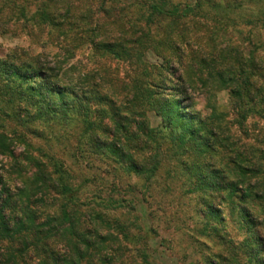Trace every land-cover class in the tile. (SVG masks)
I'll list each match as a JSON object with an SVG mask.
<instances>
[{
  "label": "trees",
  "instance_id": "16d2710c",
  "mask_svg": "<svg viewBox=\"0 0 264 264\" xmlns=\"http://www.w3.org/2000/svg\"><path fill=\"white\" fill-rule=\"evenodd\" d=\"M60 4L31 15L22 9L20 17L26 28L48 36L55 28L63 61L90 46L96 66L71 79L40 58L27 62L16 52L0 57V114L8 119L0 122V156L12 159L13 173L22 179L15 186L0 168V264H155L148 231L137 247L139 236L128 224L84 206L79 188L66 182L68 168L53 158L50 170L27 140L53 133L61 142L72 132V155L92 167L94 161L105 164L99 169L108 174L134 173L148 181L170 152L168 175L179 169L182 193L195 196V212L205 218L202 237L217 241L215 251L204 255L205 264H264V58L229 45L227 32L225 46L216 42L227 23L206 12L215 0H144L145 23L121 19L108 31L97 29L103 25L91 28L93 19L77 13L80 6ZM205 32L211 51L181 53ZM150 51L162 62L149 61ZM104 57L127 63L131 72L121 77ZM177 62L184 68L179 74ZM169 76L178 80L180 97L188 99L192 91L206 97V117L166 92ZM221 93L227 104L219 102ZM16 141L27 146L21 158L12 148ZM112 186L99 203L113 210L124 203L133 207L115 197ZM225 205L243 231L241 240L214 223L223 221L219 212Z\"/></svg>",
  "mask_w": 264,
  "mask_h": 264
},
{
  "label": "rangeland",
  "instance_id": "374dc122",
  "mask_svg": "<svg viewBox=\"0 0 264 264\" xmlns=\"http://www.w3.org/2000/svg\"><path fill=\"white\" fill-rule=\"evenodd\" d=\"M56 1H61V4L72 3L80 6L77 13H82L87 18L93 19L91 28H95L97 25L105 26L102 29L97 28L102 31L115 28L113 23L117 20L123 19L125 22L137 25L145 23L146 19L144 0H0L1 58L8 56L11 52L20 54L24 59H27V62H31V59H28L30 57L40 58L43 63L57 67L60 72L67 71L70 77L73 76L71 79H75L74 77L80 73V70L84 73L96 66L93 63L95 56H93L90 46L89 50L84 48L77 52L74 58L63 61L62 55L64 54L61 53L63 45H60L55 39L57 33L55 28L52 29L53 35L48 36L47 32L41 33L39 30L25 27L24 18L20 17L22 9L27 10L26 13L31 15L45 6L50 8ZM190 1L168 0L175 5ZM215 6L212 9L206 6L205 10L210 18L217 16L218 19L219 17L225 18L224 22L227 23V30L220 29L216 42L223 43L225 46L224 42L228 41L226 40L228 37H225L223 33L227 32L230 39L229 45L239 46L240 50L247 55L254 53L264 58V0H215ZM223 6L227 7L225 12L222 9ZM62 12L64 13V11ZM212 22L209 23L210 26L213 25ZM186 23V28L195 25L194 21ZM158 24L151 25V28L155 29ZM200 35V37L192 38L189 47L184 46L181 53L187 55L201 49L207 52L211 51L210 34L205 32ZM177 51L179 54V50ZM147 57L149 61L162 62V59L158 60L151 51ZM104 59L103 62H107L112 69L119 67L121 77H124L128 71L131 72V66L127 63L117 64L109 57H104ZM174 68L178 74L184 69L178 62L175 63ZM168 78L170 82L167 83L169 89L166 92L179 97L181 106L188 108L189 112L199 114L203 118L206 117L210 112L206 97L193 91L188 99L185 96L180 97L176 93L179 85L178 80L172 79L170 76ZM218 100L221 104L228 103L225 93H221ZM0 118H4L0 119L2 124L8 120L1 114ZM29 138L27 140L32 142L31 152L40 160L45 161L50 170L53 171V162L55 161H58L61 167L68 168L69 175L66 177V182L79 188L78 196L84 206L94 207L96 210L105 212L108 218L118 219L128 224L130 232L139 236V239L134 238L133 242L137 247L144 245L146 242L144 235L148 231L147 243L154 249L155 264H205L204 255L207 256L208 252L215 251L216 239L207 241L202 237L201 230L205 218L202 214L195 212L197 201L195 196L191 198L190 195L182 193L184 178L181 177V172L178 168H174L172 175H168L170 167L174 163L170 160V152L164 158L156 176L147 181L134 173L125 174L122 171L119 175H116V172L105 173L99 168L101 166L105 168L106 165L99 161H94V167H92L83 159H76L72 155L74 151L72 141L75 138L73 132L71 136L61 137V142L53 137V133H46L42 137L29 136ZM12 148H14L15 154L21 158L27 146L16 141ZM11 162V158L0 156V168L9 181L14 179L10 183H15L17 186L21 184L22 179H16L17 176L13 173ZM2 164L5 165V168L2 167ZM112 185L118 189L115 197L128 199L133 203V207L124 203L125 207L113 210L99 203L100 198L108 197L113 188ZM221 210L219 216L223 221L215 219L214 223L220 222L228 227L231 233L241 240L243 231H237L234 224L235 217H233L229 205L222 206ZM39 214L43 216L45 212Z\"/></svg>",
  "mask_w": 264,
  "mask_h": 264
}]
</instances>
